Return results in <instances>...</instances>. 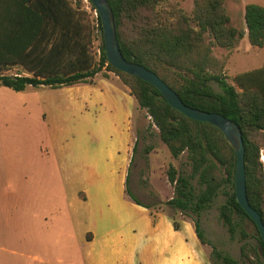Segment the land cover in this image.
<instances>
[{
  "label": "trees",
  "instance_id": "obj_1",
  "mask_svg": "<svg viewBox=\"0 0 264 264\" xmlns=\"http://www.w3.org/2000/svg\"><path fill=\"white\" fill-rule=\"evenodd\" d=\"M108 2L127 61L158 75L187 106L221 114L240 126L246 149L247 196L264 222L260 144L264 137V64L236 75L232 85L223 75L231 55L220 58L214 52L215 47L232 52L245 36L254 48H264V6L246 5L245 35L232 26L225 0H195L191 15L175 0ZM82 3L83 0H0V70L19 66L31 74L1 73L0 88L16 92L29 87L60 88L94 83L98 76L110 78L109 73L115 74L151 117L150 126L158 129L171 155L179 158L188 154L190 176L180 175L173 167L168 172L170 183L176 185L175 197L168 205L182 214L197 216L194 225L200 242L212 246L213 256L222 264H241L219 251L201 228L202 213L223 194L226 201L220 207V218L232 239L240 228L242 258L250 264H264V241L258 234L253 236L258 244L249 243L252 235L242 225L244 221L254 222L236 201V153L224 134L216 126L188 118L170 106L151 84L113 67L106 56L99 14L101 56L96 61L91 51L94 32L80 10ZM212 83L218 84L221 92ZM193 179L200 186L198 193ZM175 228L180 229L177 222Z\"/></svg>",
  "mask_w": 264,
  "mask_h": 264
},
{
  "label": "crops",
  "instance_id": "obj_2",
  "mask_svg": "<svg viewBox=\"0 0 264 264\" xmlns=\"http://www.w3.org/2000/svg\"><path fill=\"white\" fill-rule=\"evenodd\" d=\"M109 74L94 83L40 87L50 90L41 105L47 144L36 167L26 161L15 170L0 161V181L16 182L0 195L1 227L19 218L21 248L37 249L39 264H217L192 222L176 229L166 212L133 200L129 180L140 166L142 109ZM41 191L47 206L35 208ZM3 236L0 231V242Z\"/></svg>",
  "mask_w": 264,
  "mask_h": 264
},
{
  "label": "rangeland",
  "instance_id": "obj_3",
  "mask_svg": "<svg viewBox=\"0 0 264 264\" xmlns=\"http://www.w3.org/2000/svg\"><path fill=\"white\" fill-rule=\"evenodd\" d=\"M75 2L76 0H71ZM180 7L188 14L193 13L195 0H175ZM264 3V0H225L227 12L231 18L232 26L247 34L245 15L243 11L244 3ZM261 4V3H260ZM84 14L86 23L94 32V38L91 44V51L96 61L100 59L101 39L99 31L98 14L92 9L90 3L83 0L80 8ZM215 54L222 58L231 55L223 75L227 78L229 84L234 85L236 75L261 68L264 64V48H254L250 45L247 36H245L231 52L227 49L215 47ZM8 75H25L30 76L22 67H14L10 70H0V74ZM214 89L221 92L218 84L212 83ZM49 88H27L23 92H16L9 88H0V161L8 163L10 168L19 170L21 162H28L30 166L36 167L43 155V149L47 144L43 120L41 116L42 99ZM140 118L137 117L139 146L136 153L135 162L140 166L137 170L133 167L129 187L133 197H138L141 201L148 203L155 211L166 212L178 224L184 220H188L194 224L197 219L192 213H180L177 209L168 205V201L175 197L176 185L170 183L168 172L171 167L175 168L180 175L190 176L192 167L188 159L187 152L183 153L179 158H174L168 150L166 144L162 141L159 131L156 127H151L152 119L143 110L139 112ZM262 145L261 161L264 166V137L260 141ZM151 148V149H150ZM150 149V150H149ZM14 174V170L12 171ZM10 177L0 181V195L3 194L8 186L15 184ZM197 193L200 186L197 179L192 180ZM44 191L39 192L38 201H34V207H46V198ZM226 201V197L220 194L212 206L204 211L199 218L201 228L205 233L207 240L211 241L214 246L224 254H228L239 260L241 264H250L241 256L242 240L240 228L236 237L231 238L226 226L220 218V207ZM59 205V204H57ZM61 207L64 201L61 200ZM12 227H1L0 231L4 235L3 242H0V264H39L35 257L43 258L37 249H30L26 252L25 248H21V226L19 218L12 221ZM39 223L36 222L37 228ZM243 228L247 230L249 235L248 242L257 245L258 242L253 236H258L255 226L249 221L242 223ZM3 231V232H2ZM206 255L215 263L222 264L213 256V248L205 245ZM8 249V250H6ZM12 250L18 253H28L30 259L22 258L20 255L12 254ZM25 250V251H24Z\"/></svg>",
  "mask_w": 264,
  "mask_h": 264
},
{
  "label": "water",
  "instance_id": "obj_4",
  "mask_svg": "<svg viewBox=\"0 0 264 264\" xmlns=\"http://www.w3.org/2000/svg\"><path fill=\"white\" fill-rule=\"evenodd\" d=\"M100 15L106 56L109 63L117 70L136 76L155 87L168 104L188 118L210 123L221 130L236 153L235 189L236 201L254 222L259 236L264 241V222L261 215L250 205L247 196L245 143L240 126L218 113H209L187 106L180 96L168 86L158 75L147 68L129 62L123 56L117 37L115 17L108 0H91Z\"/></svg>",
  "mask_w": 264,
  "mask_h": 264
},
{
  "label": "built area",
  "instance_id": "obj_5",
  "mask_svg": "<svg viewBox=\"0 0 264 264\" xmlns=\"http://www.w3.org/2000/svg\"><path fill=\"white\" fill-rule=\"evenodd\" d=\"M87 3H89V1L88 0H85ZM96 11V10H95ZM96 14H98L97 13V11H96ZM99 55L101 56V52L99 51ZM16 76H20V75H16Z\"/></svg>",
  "mask_w": 264,
  "mask_h": 264
}]
</instances>
